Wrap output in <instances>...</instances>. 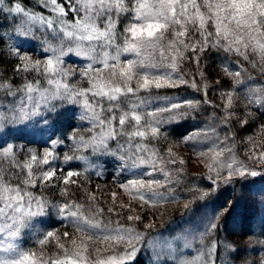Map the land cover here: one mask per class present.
<instances>
[{
    "label": "snow or ice",
    "instance_id": "obj_1",
    "mask_svg": "<svg viewBox=\"0 0 264 264\" xmlns=\"http://www.w3.org/2000/svg\"><path fill=\"white\" fill-rule=\"evenodd\" d=\"M122 19L127 22L121 31ZM14 37L37 41L42 58L34 59L22 43L12 42ZM5 44L8 55L18 62L12 78L0 75V264H136L145 247L158 258H173L159 264H234L226 257L239 256L243 249L226 236L209 240L223 228L221 219L231 202L195 227L181 228L175 235H149L157 227L154 223L144 224L140 215L127 216L128 222L143 224L141 231L105 219V209L96 204L94 194L80 203L70 198L69 186L77 184L73 177L86 175L89 169L103 176V165L94 162L111 158L118 174L129 176L119 187L141 206L180 199L175 189L186 178L185 161L176 158L171 147L162 154L149 142L166 137L161 131L166 124L194 119L204 105L218 107L207 99L205 72L198 73L202 82L198 84L195 76L187 79L183 71L186 63L199 68L209 52L222 57L221 72L232 82L221 93L223 114L213 112L212 119L223 128L235 122L243 129L258 119L257 113L264 116V79H259L264 77V0H37L35 7L31 0H0V45ZM4 50L0 48V55ZM72 56L79 63L69 64ZM182 86L203 92L205 99L151 97L153 90ZM154 100L163 103L153 106ZM65 115L78 126L58 135L55 120ZM258 129L264 134V124ZM29 130L46 136L43 153L37 149L23 153L22 146L5 139ZM234 141V133L221 137L211 125L184 137L183 143L207 160L201 161L206 172L198 179L210 182L207 190H190L185 214H194L195 205L221 186L255 183L249 178L257 177L264 182V150L255 151L252 143L253 155L247 159L259 168L249 166L237 159ZM61 147L72 153L65 152L64 165L81 161L85 168L62 175L59 199L37 196L34 189L58 187L51 182ZM17 152L25 155L23 161ZM112 199L115 204V193ZM120 207L132 211L130 206ZM107 212L120 215L114 207ZM52 216L73 231L36 232L37 248L25 249L23 238ZM186 223L192 224L191 218ZM259 235L264 236V229ZM255 244L264 249V239ZM53 245L55 251L48 254L46 249ZM241 264H264V251L259 261L244 259Z\"/></svg>",
    "mask_w": 264,
    "mask_h": 264
},
{
    "label": "trees",
    "instance_id": "obj_2",
    "mask_svg": "<svg viewBox=\"0 0 264 264\" xmlns=\"http://www.w3.org/2000/svg\"><path fill=\"white\" fill-rule=\"evenodd\" d=\"M37 3V0H31V6L35 7ZM39 11V9H36ZM127 21L123 20L121 21V24L119 25L120 30H123V24ZM25 39H17L13 38L12 42L19 43L24 42ZM28 42V43H27ZM27 44H23V48L28 51H32V46H34V43L29 40L26 41ZM31 45V46H29ZM0 48H4L3 54L0 55V75H4L8 78L13 77V72L16 63L18 62L15 58L8 55L6 51V44L0 45ZM40 55V54H39ZM41 57V55H40ZM207 59L210 61V70L214 71L221 69L222 64L225 62L221 56H218L216 53L209 52L206 54ZM74 62V64L79 63L75 61H69L68 63L71 64ZM243 63V61H241ZM189 64V63H188ZM187 64V65H188ZM187 65H184L183 71L187 73L186 78L191 79L193 76L196 78V82L198 84L202 83L201 79L196 76L194 69H187ZM190 65V64H189ZM244 67H248L246 64ZM218 68V69H217ZM251 75H257L255 71H252L249 69ZM212 76H214L215 73L210 72ZM34 75V74H33ZM33 75H29L28 79H33ZM210 75V76H211ZM16 82L20 83L21 80L19 77H16ZM259 79H264V77H260ZM231 81L228 79L223 80L220 85H216L214 87L208 88L207 91V99L211 101L213 104L217 105V108H213L211 105H204L200 112L195 116V118L189 117L187 120L182 121L180 123H172V124H166L162 129V133L166 134V137L162 136V138L157 141H150L149 146L155 147L160 149L161 153L164 151V149L167 148L168 145L172 144L176 141H182L185 136H187L189 133H191L194 130L198 129H205L207 126H215L217 127L219 134L221 137H223L225 134H235V141L234 143L236 146L238 145V139L240 138V130H238V125H236L235 122H233L231 128H223L220 127V121L212 119L213 112L216 113L217 116H220L223 114V105L218 99V95L213 94L212 89H226L228 90L231 87ZM86 86V85H84ZM141 96H145L144 93H141ZM175 97L177 100L180 99H193V100H201L203 101L205 99L203 92H196L194 89L189 87H180V88H169V89H160V90H153L151 93V97ZM163 101H153V106L157 104H162ZM257 122L258 123H264V116H260L259 113H257ZM256 122V121H255ZM254 122V123H255ZM253 125V123H251ZM78 126V122L68 116L65 115L63 117H60L59 119L55 120L54 128L57 131V134H64L67 135L70 133L73 129V127ZM248 126L247 128H250ZM129 131L131 129H128ZM83 132V129L81 130ZM12 137H15V139H12L8 137V142L15 143L17 145H20L23 147V153H27L28 149H37L40 153H43V150L47 145L43 143V139L46 138L42 137L39 132H35L32 130L25 131L22 133H12ZM190 145V144H189ZM114 146V145H113ZM191 147V146H190ZM60 160H58L55 164V167L57 168L56 177L53 178L52 184L58 185V187H44L43 189H34L33 191L37 196L44 195L48 197L49 199H59L60 198V185L62 182V175L66 174L67 171H81L83 172L85 168L84 162L81 161H71L68 165H64L62 163L63 155L65 152H67L69 155L72 153L68 150L66 147H61L57 149ZM23 153L17 152V158L20 161H23L25 159V155ZM79 155V153H77ZM94 163H99L103 165V173L107 174L111 168V165L115 162L111 158L102 159L100 161H96ZM8 165V164H7ZM9 167L5 166V168ZM63 169V171H61ZM127 173V172H125ZM128 175V173H127ZM104 176V175H103ZM103 176L97 177L95 170L89 169L88 173L86 175H81L80 177H73L72 179H75L77 181L76 185H70L69 189L72 192L73 196L76 198H71L73 200H76L80 203H85L87 201L88 194H93V188L97 187L98 184L101 183V181L109 182V179H102ZM199 176H188V178L182 182V184L179 185V190H184L183 193H181L179 190L175 191L177 196L180 197L179 201L189 199L191 197V193L187 192L189 188H195L199 187L201 189L207 190L209 187L210 182L207 180H204L201 182L198 179ZM250 180H255V183H246L245 181H237L234 183V186H221L219 191L215 193L213 196L209 197V199L205 202H198L195 205V208L197 209L194 214H183L182 212H178L181 210V208H177L174 210V213H177L176 216L172 217L170 220L172 223L170 224L169 228L173 227V224L180 225V224H187L186 221H188L190 218L192 222L196 225V220L205 218L206 216H211L214 211L220 212L224 208L228 207L229 202H231V209L228 213L225 214V216L221 219V224L223 225V228L218 231L215 236H212L209 238L216 239V238H223L227 237L229 241H232V235L234 232H242L243 236L242 239H236L235 245L243 251L240 253L239 256H235L236 259H251L255 253H252V248L257 246L255 244L256 239H264V236L259 235L261 233L262 229H264V193L261 192V189L264 188V182H261L259 177L257 178H249ZM77 185H80L79 187ZM86 196V197H85ZM98 199L96 198V204H98ZM203 204V206H202ZM120 214L119 216L109 215L107 212H105V219L110 218L112 221L120 220L121 223H125L124 216L122 218ZM202 220V219H201ZM59 226L64 227H71L67 225L66 223L59 222V219L55 216L49 217L44 223L38 224L34 230H32L29 235L25 236L23 238V247L25 249H31L33 246L36 245V237L35 233L39 231H51L53 229L58 228ZM246 238L248 240H246ZM253 241L252 244H249V240ZM222 251V250H221ZM242 256V257H240ZM136 264H147L146 258L141 257L140 259L136 260Z\"/></svg>",
    "mask_w": 264,
    "mask_h": 264
},
{
    "label": "rangeland",
    "instance_id": "obj_3",
    "mask_svg": "<svg viewBox=\"0 0 264 264\" xmlns=\"http://www.w3.org/2000/svg\"><path fill=\"white\" fill-rule=\"evenodd\" d=\"M24 39V38H21ZM31 39H27V40H23L24 42H19L22 44H27L26 41H29ZM34 43V46H32L33 49H31L32 51H29L30 55L33 56L34 59H40L42 57H40V45L37 41L31 40ZM31 46V45H29ZM69 61H75V62H79L78 59L75 56H72ZM71 64H74V62H72ZM188 63H186L185 65H187ZM190 64V65H189ZM186 67L188 70H195L196 76L199 77L198 73L203 70L205 72V76L207 78L206 83H208L210 85V87H214L216 86L215 81L217 79H219L221 82L225 79H227L226 77L223 76V73L221 72V69L211 71L210 70V61L209 59H207L206 54L204 55V57L201 60V64L200 67L197 68V66L195 65V63H189ZM210 72L215 73L214 76H212L210 74ZM211 75V76H210ZM200 79V77H199ZM226 91V89H217L214 90L212 89L213 94L215 93V95H218V99L220 100V102L223 105V101L221 100V93ZM259 124H264L262 123H258L257 120L255 123H253V125L250 123L248 126L251 125L250 128H247L248 126H246L245 128H241L240 125L238 123H236V125H238V130H240V138L238 139V145L236 146L235 149V155L237 157V159L249 166H255L257 168H259V165L254 164L253 161L248 160L247 157L252 156L253 155V150L251 149L252 143H254L256 145V148L254 149L255 151H261L264 150V148H261L260 146L262 144H264V134H261L259 129H258V125ZM196 130L192 131L195 132ZM191 132V133H192ZM248 137H252L253 140L250 143L248 140ZM5 139H8V137H5ZM10 143V142H9ZM189 144H185L182 141H176L173 142L172 144L168 145L166 149H164V151L162 152V154L169 148H172L173 153L175 154L176 158H182L185 163L182 165L186 175V179L188 178V176H199L200 173H204L206 172V168L204 167V164L201 163L202 160H204V163H207V160L204 157H201L199 155H197L196 152L193 151L192 146ZM199 151V150H197ZM166 159V157H165ZM7 162L3 163V166H8ZM177 167H181L180 165H177ZM110 171L107 174H103V178L102 179H109V182H105V181H101L100 184H98L97 187H94L93 189V194L95 195V197L98 199V203L97 205L99 207H103L105 209V212H107V209L109 207H114L116 212L122 214L124 216L125 219V225L126 226H134L137 227L138 230L143 231L144 227L143 224H137L136 222H128L126 220V217L129 215H140L143 218L144 224H148V223H154L157 227L150 230L149 231V235H153L156 232H160L164 235H175L177 234L181 228L183 229H187L189 227H195V224L192 222V224H180L178 225L179 227H177V225L173 224L172 228H169L170 224L172 223V221L170 220L172 217L176 216L177 213H174V210L177 208H181L180 211L178 212H182L184 214V208L183 205L185 203H187L188 201H190L192 199V192L190 191L192 188H189L188 190H186L187 192L191 193V197L189 199H185L182 201L178 200H174V201H169L167 203H164L162 205H158L157 207H149V205L144 204L143 206H141V202L139 200H132L130 195L125 192L122 188L119 187V183L120 182H124L127 178H129V176L127 175V173H124L123 175H119L117 172V166L116 164H112L111 168L109 169ZM185 179V180H186ZM183 180V181H185ZM182 184V183H181ZM63 183L61 182L60 188L63 187ZM179 186L176 187L175 191L179 190L178 189ZM163 191H167V189H162ZM180 191V190H179ZM69 192L71 193V198H76L75 196H73L72 192L69 189ZM181 193L184 192V190L180 191ZM60 193V192H59ZM112 193L116 194V200H115V204H113V199H112ZM61 195V193H60ZM61 197V196H60ZM86 197V196H85ZM120 205H125V206H130L132 211L128 210V207H124L121 208ZM108 213V212H107ZM160 213H164L163 216L160 215ZM109 214V213H108ZM110 215V214H109ZM116 216L115 214H111ZM121 215V216H122ZM122 216V218H123ZM203 219V218H201ZM201 219H197L196 220V224L198 222L201 221ZM171 221V223H169ZM161 225H163V227H160ZM175 230V231H172ZM51 231H57L58 234H61L64 231H68V232H72L73 228L72 227H64V226H59L56 229H53ZM243 233L242 232H234L232 235V241L235 242L236 239H242ZM246 240H248L246 238ZM96 247H101L103 248L104 245L97 243ZM237 247V246H236ZM37 245L33 246L31 249H36ZM239 248V246H238ZM255 251H252V253H255L253 255V257L250 260H255V261H259L260 256L262 251H264V249H261L259 245L255 246ZM193 250H185L186 252L188 251H194ZM55 251V247L54 245L47 248L46 252L48 254H51L52 252ZM242 252V251H241ZM242 254V253H241ZM141 257H145L147 264H159V261L161 260H169L171 261L173 258L172 257H157L153 250L151 248L145 247L143 249H141L140 253L138 254V256L136 257V260L140 259ZM242 257V256H240ZM226 258H231L234 261V264H241L242 260H244L243 258L241 259H236L235 256H231V257H226ZM248 259V258H247Z\"/></svg>",
    "mask_w": 264,
    "mask_h": 264
}]
</instances>
